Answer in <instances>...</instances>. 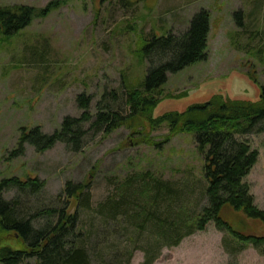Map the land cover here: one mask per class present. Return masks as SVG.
<instances>
[{"label":"rangeland","instance_id":"rangeland-1","mask_svg":"<svg viewBox=\"0 0 264 264\" xmlns=\"http://www.w3.org/2000/svg\"><path fill=\"white\" fill-rule=\"evenodd\" d=\"M52 1L61 4L48 15H37L10 43L0 34V197L21 198L32 209L61 207L68 200L66 196L58 200L66 183L85 181L96 205L116 194L128 174L143 172L185 184L200 197L206 185L205 158L195 136L179 133L165 141L168 127L153 130L143 118L113 132L90 133L78 152L59 142L41 152L26 143L22 153H12L24 131L39 126L53 134L66 117H81L79 95L93 96L91 113L95 115L105 91L122 93L128 80H144L160 58L154 54L143 60L141 42L153 35H184L203 10L210 13L208 57L168 74L165 94L185 96L166 102L163 112L183 110L217 93L228 95L232 82L241 89L250 84L256 99L264 86V0H0V5L44 9ZM239 86L235 87L241 90ZM237 137L259 153L245 181L255 204L264 210V132ZM15 178L39 179L44 187L28 199L17 187L4 186ZM71 203L69 211L74 213L76 202ZM222 216L244 236H264L261 220L230 206ZM120 236L114 232L113 240ZM243 244L232 241L212 221L179 246L165 247L154 264H264V245L249 244L233 251ZM144 260V252L138 250L130 264Z\"/></svg>","mask_w":264,"mask_h":264},{"label":"trees","instance_id":"trees-1","mask_svg":"<svg viewBox=\"0 0 264 264\" xmlns=\"http://www.w3.org/2000/svg\"><path fill=\"white\" fill-rule=\"evenodd\" d=\"M60 4V1H52L44 9L0 5V34L4 42L10 43L37 15H48ZM237 17L240 22L241 14ZM209 33L210 13L203 10L194 16L182 36L145 38L139 50L142 56L138 55L144 60L155 54L160 63L150 68L144 80L137 83L128 80L122 93L105 91L95 115L91 113L93 96L79 95L78 102L84 110L81 117H66L53 134L44 133L39 126L24 131L19 147L12 153L14 156L22 153L26 143L41 152L59 142L78 152L90 133L113 132L143 118L153 130L168 127L170 134L165 141L179 133L195 136L205 158L206 185L200 197L185 184L150 172L128 174L116 194H110L96 205L85 181L66 183L58 200L62 196L68 200L61 207L32 209L30 203L22 202L21 198L0 197L1 263L24 264L32 260L34 264H130L135 252L141 250L145 254L143 264H154L165 247L179 246L185 237L204 230L212 221L219 229L227 231L232 241L244 243L233 248L234 252L249 244L257 248L264 245V236H244L222 216L224 208L230 206L248 218L264 222V210L255 204V197L245 181L259 153L237 137L264 132V86L259 87L254 99L250 84H243L245 87L241 89L232 82L228 95L217 93L183 110L163 112L166 102L185 96L165 94L163 87L168 74L206 60ZM11 185L28 199L44 187L39 179L15 178L4 182V186ZM71 200L76 202L74 213L69 211ZM114 232L121 236L113 240ZM124 236L127 239L121 238ZM8 242L12 244L7 245Z\"/></svg>","mask_w":264,"mask_h":264}]
</instances>
